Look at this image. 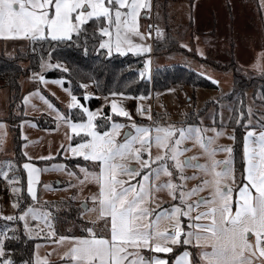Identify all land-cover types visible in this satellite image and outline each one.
Returning <instances> with one entry per match:
<instances>
[{
    "label": "snow or ice",
    "instance_id": "snow-or-ice-1",
    "mask_svg": "<svg viewBox=\"0 0 264 264\" xmlns=\"http://www.w3.org/2000/svg\"><path fill=\"white\" fill-rule=\"evenodd\" d=\"M147 8H150L148 0H0V38H26L31 41H49L55 45L79 42L78 46L87 54L89 40L95 37V31L90 36L87 30L89 22H92L97 25L96 31L108 38L99 41V48L107 49L108 55L112 54L113 49L121 55L125 51L150 53V47L133 45L129 39L130 34L141 35L138 17L141 10ZM150 65L151 60L146 59L139 72L142 79H151ZM41 67L61 65L42 63ZM63 71L67 72L68 68L64 67ZM39 80L46 83L43 76H39ZM54 82L63 84L62 80ZM82 87L87 88V85ZM66 91L71 96L69 107H79L87 115L86 121L72 122L58 114L57 119H65L72 133L77 136L85 134L81 143L69 145V148L74 156L96 162L99 169L95 173L82 169L99 185L98 195L93 196L97 207L88 209L86 204L83 207L86 211L98 213L96 221L90 223L104 221L110 227V239L97 237L91 227L87 229L89 238H69L74 242L64 255L70 256L71 264H168L167 259L155 254L170 253L174 245L200 248L199 255L205 264H256V261L264 264V131L258 136L249 131L244 138V175L237 191L232 187L235 184L232 159H215L217 151L231 153V147H211L215 137L222 135V132L213 129L215 136L205 137L203 132L207 129L191 125L150 128L138 126L134 122L130 126L134 132L121 133L125 125L120 123H112L106 131L98 130L95 121L99 110H89L70 90ZM111 95L114 97L111 100V112L130 119V114L115 98L123 93L114 92ZM40 98L49 108L53 107L43 96ZM88 98L86 93L84 99ZM24 99L27 103L29 98ZM138 111L145 110L138 108ZM102 118L112 120L111 116ZM3 127L0 124V128ZM118 137L122 139L118 140ZM253 137L256 139L251 144L255 146L250 144ZM186 140H193L203 149L211 160L210 166L199 163L195 156L180 159L189 150L182 147ZM153 142L161 150L154 158L150 151ZM137 144L139 147H136ZM145 153L147 158H143ZM129 158L135 159L139 167L127 163ZM169 162H172L175 173L170 169ZM23 167L28 169L27 191L35 200L37 193L33 184L40 169L30 164H24ZM187 167L211 172L212 179H205L201 185L184 191L183 181L195 178L184 175ZM176 173L181 181L179 184L174 182ZM0 174L7 178L6 172ZM125 175L128 180L121 178ZM161 175L168 179L157 183ZM136 177H140V180L130 182ZM9 183L12 181L9 180ZM209 185L212 188L210 198L200 196L195 201L190 200V197ZM165 189L172 200H178L179 203H173L170 208H162L159 204L155 208L151 207L158 199L156 193ZM12 190L20 191L15 187ZM201 205L204 210L197 211L193 216V210L199 209ZM13 206L19 207L16 203ZM29 215L33 220L43 219L47 224L50 214L40 213L30 206L19 215L18 219L24 221L25 231L39 235L38 225L30 228L27 220ZM4 219L11 221L15 217L7 216ZM164 221L167 225L162 227ZM7 231L0 233V264H13L11 258H5V241L14 238L9 237ZM250 233L255 237L254 241L250 240ZM145 251L154 255H145ZM22 264L29 262L23 261ZM37 264L48 262L38 261ZM173 264H193L192 254L185 250Z\"/></svg>",
    "mask_w": 264,
    "mask_h": 264
},
{
    "label": "rangeland",
    "instance_id": "rangeland-1",
    "mask_svg": "<svg viewBox=\"0 0 264 264\" xmlns=\"http://www.w3.org/2000/svg\"><path fill=\"white\" fill-rule=\"evenodd\" d=\"M148 3L150 8L142 9L138 17V31L141 35L130 34L129 39L133 45L150 47V53L125 51L121 55L113 49L112 54L108 55L107 49L99 48V50L108 56L131 54L143 56L144 61L150 59V80L153 79L155 68H165L163 66L168 65V68L173 70L175 68L173 64L178 63L187 68L195 69L218 83L210 87L176 85L165 91L150 90L148 94L143 96L122 95L115 97L117 103L130 114L129 119L113 114L111 112V100L114 97L96 93L92 83L85 84L87 85L85 94L87 93L89 98L97 97L100 99V104L95 108L89 106L87 102L89 98L84 102L73 94L62 79L47 78L45 73L55 67H40L38 71L23 77L21 79L22 109L16 108L13 111V118H16L17 121L22 119L24 115L27 116L20 121V132L23 139L22 151L30 161L27 160V163L24 164H30L40 169L37 173L38 178L33 184L37 198L28 207L31 206L40 213L48 212L50 214L47 224L43 219L36 221L32 219L31 215L27 217L30 228L38 225L40 232L39 235L36 232L29 234L25 231V233L33 238H43L39 239L35 245V264L38 261H47L48 264H66L67 256L64 254L67 252L66 244L70 242L69 238L81 236L79 232L75 233L78 228L80 229V226L76 228L73 223L59 224L53 218L52 213L43 207L45 201L66 199L71 204L80 206L81 216L88 221H96L98 215L96 211H86L82 206V204H86L88 209L97 207L93 196L98 195L99 185L93 177L82 171V169H87L88 173L98 172L97 164L93 161H85L83 157L74 156L69 148V145L75 146V144L81 143L85 134L81 133L77 136L71 132L65 119H57L58 114L72 122H83L87 119V115L83 113L81 108L69 107L71 96L66 89L70 90L71 94L75 95L80 103L89 110L93 112L99 110V115L95 121L98 130L106 131L112 123H120L125 125V128L120 130L121 133L125 131L134 132L130 127L134 122L138 126L150 128L168 125H175L179 128L191 125L207 129L203 132L205 137L215 136L213 129L222 132V135L215 137L211 147H231V153L217 151L215 159L224 160L229 157L232 159L235 169V184H232L234 189L242 179L240 177L241 172L237 170L235 165L233 154L234 132L246 129V127L254 133L264 131L263 91L247 90L245 102L242 104L234 99H225V94L231 90L233 84L231 65L238 64L244 72L248 73H258L264 70V0H148ZM167 38L174 40L175 43L166 41ZM102 39L108 38L102 37ZM13 40H17L18 43L12 45L8 42V53L4 52L7 56H14L20 49H24L23 47L27 45L29 39ZM155 41L160 44L158 57L153 55ZM42 63L60 64L62 66L60 62L53 61L49 56ZM23 64L27 65L28 63ZM134 70L137 69L134 67ZM39 76H43L46 83L41 82ZM139 79L142 80L140 75ZM57 80H62L63 84L55 83L54 81ZM41 96L53 107L49 108L48 104L40 98ZM25 97L29 98L27 103ZM7 105H9L8 95L3 88L0 90V124L4 125L3 128H0V138H2V143H0V173L6 172L7 178L0 174L3 179V182H0V219L3 220L0 223V233L8 230L7 234H9L11 233V226L7 225V220L4 217L19 216L28 207L22 212H18V207L13 206L14 203L18 204L17 198L21 193V185L15 171L17 164L13 160L15 152L13 150L12 132L6 120L9 115ZM105 107H108V114L104 110ZM138 108H143L145 111H138ZM73 115L78 118H74ZM108 116L112 117L111 121L102 118ZM38 121H48L53 123V126H41ZM117 139L121 140L122 138L118 137ZM136 147L139 145L137 144ZM182 147H187L189 150L181 155V160L185 157L195 156L199 163L211 165L210 158L193 140H186ZM150 151L153 158L161 153L154 142ZM143 158H147L146 153ZM126 162L134 167H139L135 159L129 158ZM57 165L62 167H55ZM169 167L174 173L176 172L172 168V162H169ZM25 172L28 188V169H25ZM184 175L195 176L194 179L183 181L184 191L201 185L205 179H212L211 172L205 173L193 167L185 168ZM121 178L129 179L126 175ZM167 179L168 177L161 175L157 183ZM9 180L12 181L11 184ZM138 180L140 177H136L130 182L135 183ZM174 182L181 183L178 179V173L174 175ZM13 187L20 191L13 192ZM211 191L212 188L209 185L203 191L190 197V200L195 201L200 196L210 198ZM178 192L179 190H177V195ZM156 196L158 199L152 204L153 206L159 204L164 205V208H170L173 203H179L178 200H172L166 189L156 193ZM62 210H64V206ZM62 210L60 212H63ZM22 222L24 224V221ZM106 228L104 223L103 227L99 225L94 227L93 231L102 233L104 231V234L107 235ZM62 237L65 239H61ZM5 258H8L7 254Z\"/></svg>",
    "mask_w": 264,
    "mask_h": 264
},
{
    "label": "trees",
    "instance_id": "trees-1",
    "mask_svg": "<svg viewBox=\"0 0 264 264\" xmlns=\"http://www.w3.org/2000/svg\"><path fill=\"white\" fill-rule=\"evenodd\" d=\"M97 25L89 22L88 33L92 36L95 31V37L89 40L88 51L85 54L79 45V42L72 44L55 45L49 41H31L24 49H20L14 56H7L4 51H0V90L5 89L8 95L9 115L6 120L9 123L13 136V150L15 155L16 174L21 185V193L18 195V212H22L33 203L31 195L27 191L26 172L24 163L28 160L22 151L23 139L20 132V121L13 118V111L17 108L22 109L23 89L21 79L28 74L38 71L42 65V61L49 56L53 61L60 62L61 67H55L45 73L47 78L62 79L71 92L77 95L82 101L84 99L85 88L82 85L92 83L96 93L102 95H111L112 93H123V95L138 96L146 95L153 91H165L176 85H192L194 87H210L215 83L207 78L203 73L195 69L187 68L178 63H174L173 70L167 66L165 68H155L153 70V79H139V71L144 66L143 56L139 55H104L99 50V41L102 36L96 31ZM166 41L175 43L174 40L167 38ZM154 42V57L160 55V44ZM23 63H28L24 65ZM137 66V67H136ZM67 67L68 71H63ZM134 67L137 70H134ZM233 73V84L231 90L225 94V99L236 100L239 104L245 102L246 92L249 89L261 90L264 92V70L262 72H244L241 66L231 65ZM224 99V100H225ZM91 108H95L100 104V99L91 97L87 101ZM108 114V107L104 109ZM74 118H78L73 115ZM41 126H53L48 121H38ZM243 143L244 129L234 132L233 154L235 156V165L237 170L243 174ZM36 161V160H35ZM37 162V161H36ZM237 162V164H236ZM2 176L0 175V180ZM242 181V179H241ZM64 206V210L62 207ZM43 207L48 209L55 220L59 224L73 223L74 227H79L77 232L84 234L89 227H95L94 224L88 222L81 216V208L75 204H71L66 199L45 201ZM63 212H60V211ZM7 220V225L11 226V233L5 241V252L8 258H11L13 264H22L28 261L29 264L34 263L35 245L39 239L28 236L24 230V224L18 219ZM65 219V220H63ZM70 221V222H67ZM3 220L0 219V223ZM63 225V226H64ZM98 226V225H97ZM15 230V231H13Z\"/></svg>",
    "mask_w": 264,
    "mask_h": 264
},
{
    "label": "crops",
    "instance_id": "crops-1",
    "mask_svg": "<svg viewBox=\"0 0 264 264\" xmlns=\"http://www.w3.org/2000/svg\"><path fill=\"white\" fill-rule=\"evenodd\" d=\"M10 40L11 39H7V40H4V38H1L0 39V51L4 50V52L8 53V50H9L8 49V46H9V44L12 43V45H15V44L18 43L17 40H13V39H12V41H10ZM8 42H9V44H8ZM7 107L9 109V106L8 105H7ZM249 131H251V130H249L248 127H246V129H244V138H245V136L247 135V133ZM259 133H260V131H258L256 133V135L258 136ZM255 139H256V137L251 138L250 144H251V141L252 140H255ZM251 146H255V145L254 144H251ZM243 152H244V143H243ZM28 162H30V161L28 160ZM243 175H244V166H243L242 179H243ZM241 182L242 181H240L239 184L237 185V187L235 188L237 191H238V186H240ZM151 207L155 208L156 206L151 205ZM161 207L164 208V205H162ZM203 210H204V207L201 206L199 209H196L195 211H193L192 215L194 216L197 211H203ZM233 211H235V206L234 205H233ZM88 222H90V221H88ZM184 224L187 225V220L186 219H184ZM97 225L98 226L101 225L103 227L104 221H97L94 224V226L97 227ZM164 225L166 226L167 225V222H165L164 224L162 223L161 226L164 227ZM186 230H187V228H186ZM94 232L96 233L97 237H104V238L110 239V227L109 226H107L106 231H105V232L108 233L107 235L104 234V231H103V233L102 232H96V231H94ZM89 236H90V234L88 232H85L84 234H81V236H78V237H80V238H89ZM57 237L60 238L61 236H57ZM249 238L252 241L255 240V237L251 233L249 234ZM73 242L74 241L72 239H70V242H68V244H66V251L67 252H69V250L71 249V247L73 245ZM172 247H173V251L170 252V253H167V254L161 253V254H155V255H159L162 258L167 259L168 260V264H173V262L175 261L176 257L179 256L185 250H187V251H189L192 254V262H193V264H205V262H203L201 260L200 255H199V253L201 251L200 248L194 247L193 245H174ZM208 250L209 251L211 250L210 247L208 248ZM144 254L145 255H154V253H149L147 251H145ZM66 261H67L66 264H71V258H70V256H67L66 257ZM256 264H259V261H256Z\"/></svg>",
    "mask_w": 264,
    "mask_h": 264
},
{
    "label": "built area",
    "instance_id": "built-area-1",
    "mask_svg": "<svg viewBox=\"0 0 264 264\" xmlns=\"http://www.w3.org/2000/svg\"><path fill=\"white\" fill-rule=\"evenodd\" d=\"M0 182H3V179H1ZM7 188H8V186H7Z\"/></svg>",
    "mask_w": 264,
    "mask_h": 264
},
{
    "label": "water",
    "instance_id": "water-1",
    "mask_svg": "<svg viewBox=\"0 0 264 264\" xmlns=\"http://www.w3.org/2000/svg\"><path fill=\"white\" fill-rule=\"evenodd\" d=\"M84 204H82V206H83Z\"/></svg>",
    "mask_w": 264,
    "mask_h": 264
}]
</instances>
